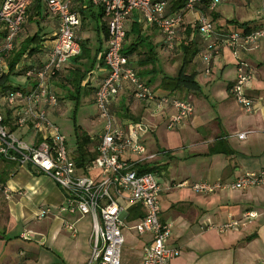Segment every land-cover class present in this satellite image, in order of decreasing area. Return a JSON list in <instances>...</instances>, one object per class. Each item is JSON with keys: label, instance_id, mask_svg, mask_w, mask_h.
<instances>
[{"label": "built area", "instance_id": "2783aa9c", "mask_svg": "<svg viewBox=\"0 0 264 264\" xmlns=\"http://www.w3.org/2000/svg\"><path fill=\"white\" fill-rule=\"evenodd\" d=\"M82 7L102 9L109 29V41L104 61L107 78L95 92V107L103 129L99 135L98 156L90 171L84 175L74 162L67 136L52 120V111L58 107L59 99L52 87V80L62 72L70 59L81 54L78 30L82 24L81 14L75 0H43L49 16L58 19V30L42 43L48 49L47 60L39 67L27 70L23 75L33 81L31 90L9 91L0 97V106L12 110L13 132L0 111V158L20 167H30L36 173L50 177L66 193V203L60 208L69 214L90 217L92 230L90 243L92 262L98 264H121V253L125 242L123 227L127 211L137 205L145 215L134 225L139 235L151 234V242L144 249L142 264H170L180 251L169 248L167 241L172 232L171 224L160 220L162 185L152 173L139 174L136 166L155 160L149 154L144 136L150 128L144 122L123 125L113 113V103L126 84L130 85L132 97L140 102L153 103V114L160 115L171 110L166 123L168 130L180 128L186 119L195 114V107L188 98L157 96L130 66L123 53L126 39V23L134 16L146 26L157 28L163 35L168 51L176 47L177 37L185 15L195 11L197 0H189L185 9L178 13L169 12L167 0H80ZM228 0H210V10ZM35 0H0V79L10 73L7 58L13 53L20 34L27 23L28 12ZM264 17V0H262ZM194 25L208 46L201 49L198 58L204 66V74L212 73L213 59L221 49H229L238 60L236 77L230 94L247 113L256 111L255 101L248 97L245 88L254 78L252 69L241 57L240 52L259 50L264 42V28L250 34L218 30L216 24L200 13ZM29 53V52H28ZM28 53L24 59H27ZM25 61L18 65L24 69ZM17 65V67H18ZM18 71L16 68L15 73ZM18 131L24 132L19 134ZM249 132L237 135L246 139ZM199 195H212L223 191H239L264 187V171L245 173L233 183H179ZM0 193L11 200L12 191L0 183ZM50 214L44 209L38 215L42 220ZM258 217L257 211L247 210L240 219L230 218L217 227L220 233L237 229L242 222L248 223ZM65 228L76 233L73 224ZM212 228V226H210ZM31 233L25 231L23 240H30ZM17 264H23L18 262ZM260 264H264V259Z\"/></svg>", "mask_w": 264, "mask_h": 264}, {"label": "crops", "instance_id": "0c3cea01", "mask_svg": "<svg viewBox=\"0 0 264 264\" xmlns=\"http://www.w3.org/2000/svg\"><path fill=\"white\" fill-rule=\"evenodd\" d=\"M76 2L81 4L80 0H75V4ZM191 13H194L196 17L200 15L197 11ZM186 15L185 17L188 16ZM131 20L126 23L128 31L132 24ZM44 22L45 32L50 33L48 37L57 32L59 28L57 18L48 16ZM220 24L225 25V20H220ZM52 29H54L53 32L50 31ZM230 29L235 30L233 27ZM84 34L85 36L79 39L80 44L90 39L88 33ZM93 35L97 42V34L93 32ZM142 35L149 41L139 47L140 55L135 54L129 57V64L136 72L152 68L151 65L140 67L147 58L145 47L155 48L159 69H169V67L171 69L172 66L179 65L180 60L173 62L175 57H169V52L164 46L163 35L157 28L142 23ZM132 40L131 36L128 43ZM90 43L95 46L94 41L91 40ZM208 44L205 42L202 49ZM239 57L250 65L254 75L251 83L245 88V93L255 101L256 111L247 113L230 94V87L236 77L238 60L229 49H221L219 55L213 59L214 74L212 72L211 75H213H210L209 91L206 94L201 92L183 96L192 101L195 114L186 119L180 128L175 129V132L180 133L181 143L177 148L180 158L171 153L169 158H166L167 151L161 150L162 148L157 144L152 149L149 148L150 151L147 150L149 154L157 155L154 161L147 164L160 165L162 170L168 169L170 163L167 161L172 162V159H180L181 162L185 158H198L203 161L192 166L193 172L187 171L186 168L181 169L179 181L173 180L165 188L162 186L160 220L164 224L172 225L167 246L180 251L170 264H260L264 259V187L199 195L193 193L188 187L177 186L183 182L233 183L245 173L264 171V42L261 43L259 50L249 53L240 52ZM46 60L47 55L40 53L25 61V66L39 67ZM71 65L68 62L61 73L67 74ZM22 68L18 65V71H16L18 73H15L17 76H11L10 80L13 86L29 91L33 81L27 80L24 75H18L19 72L24 71ZM193 71L200 77L206 76L198 56L194 60ZM107 76L106 66L97 64L83 82L82 86L90 81L91 87L95 89L91 99L87 97L93 104L95 92ZM18 77H23L24 82H15ZM156 79L152 85L154 92L157 96H167V93L159 90L160 77ZM55 81V79L52 80V87ZM176 96L182 98L181 94ZM116 106L128 107L130 113L140 117V121L144 123L145 116H149L150 120H153L151 117L157 116L152 112L153 103L140 102L132 97L129 84L124 86L114 101L113 108ZM57 108L52 111V115ZM170 113L171 110H166L160 114L163 121L157 120L151 123H156L157 125L153 126L156 125L157 128L153 132L152 126L149 127L150 132L143 138L145 144L156 136L159 129L166 130L165 126ZM115 115L123 125L134 122ZM98 118L97 112V116L92 121ZM21 132L18 131L19 134ZM245 132H249L246 139L239 140L237 135ZM161 156L164 157L159 159ZM157 160L159 162H156ZM0 183L12 191L11 200L0 193V264H17L18 262L23 264H98L92 262L90 217L61 211L60 208L66 203V193L50 177L36 173L30 167H20L0 158ZM179 189L183 191L178 192ZM137 206L131 207L124 215V245L128 242L132 250L130 256L124 258L123 263L122 248L121 264H142L144 249L152 239L151 234L139 235L133 229L140 218L132 219L130 211ZM44 209H48L50 214L39 220L37 217ZM247 210L257 211L258 217L248 223L242 222L235 230L224 233L217 230L218 226L227 223L231 217L240 219ZM68 223L74 225L76 233L65 228ZM25 231L31 233L30 240L22 239Z\"/></svg>", "mask_w": 264, "mask_h": 264}, {"label": "trees", "instance_id": "16d2710c", "mask_svg": "<svg viewBox=\"0 0 264 264\" xmlns=\"http://www.w3.org/2000/svg\"><path fill=\"white\" fill-rule=\"evenodd\" d=\"M169 2V12L178 13L185 9L189 0H167ZM81 14L83 26L89 27V25H95V30L92 29L97 34L96 46H92L90 39H86L81 42V54L70 59L71 68L68 73L60 78L62 73H59L55 80L59 78L62 80L60 85H53V90L57 95L59 100H70L77 103L74 111V128L76 135V148L72 154L76 167L84 174L90 175L91 165L93 161L98 156L97 147L99 144L95 143V136H90L85 130L77 125L76 115L80 105V100L82 97H92L95 89L91 87L90 81L82 86L85 79L91 73L93 69L98 65L105 66V53L107 51V44L109 41V29L107 22L104 20V14L102 9L93 6L77 8ZM195 11L209 17L214 23L219 20L220 15L217 14L215 10H210V0H197L195 4ZM48 13L46 12L43 0H35V3L31 7L27 16V23L36 25V30L32 36H28L22 43L16 45L13 53L7 58L10 67V73L0 79V97L6 95L9 91L14 90H24L22 87H15L12 85L10 77L17 76L15 70L17 65L23 60H29L40 53L48 54V49H42V43L48 38V34L45 32V27L42 23L48 18ZM132 24L130 30L126 28V39L124 42L123 53L125 56L131 57L135 54L140 55L139 47L148 42L149 39L143 37L142 35V23L139 21L138 16L133 17L131 20ZM183 23L180 27V32H184L185 39L180 44L181 52V65L178 73L175 76L169 75L163 70H159L157 67V53L155 48H146V60L145 63H141L140 67L152 66L151 70L144 69L140 72H136L138 76L149 86L156 82V78L160 77L159 90L167 93V96H172L176 94H181L182 98L184 94H196L199 92L200 88L196 82L197 73L193 71L194 60L198 55L199 51L204 46V41L199 35L198 28L193 25L185 26ZM226 26V27H225ZM225 26L216 25L218 30H231L236 32H241L242 34H250L259 29L264 28V18L262 20H252L248 22H239L237 20H229L225 22ZM233 27L235 30L230 29ZM25 28V26H24ZM133 37V40L129 42V38ZM51 37V36H50ZM106 46V47H105ZM165 46V45H164ZM29 52V53H28ZM28 53L27 59H24L25 54ZM101 56V57H100ZM100 57V59H99ZM33 68L31 65H26L23 72H19L18 75H23L27 70ZM146 78V80H145ZM61 86V88H60ZM56 87H59L63 95H59L56 92ZM25 91V90H24ZM132 92V91H131ZM65 94V97H63ZM95 105V102H94ZM120 116L123 119L138 122L140 117H135L130 113L128 107H121ZM1 113L6 118V124H8L13 132H17L14 125L11 124L12 121V110L7 107L0 106ZM99 117V115H98ZM136 170L139 174L154 173L156 171H161L162 166L151 165V164H140L136 166ZM132 219L143 218L145 211L142 206H137L130 211Z\"/></svg>", "mask_w": 264, "mask_h": 264}, {"label": "rangeland", "instance_id": "374dc122", "mask_svg": "<svg viewBox=\"0 0 264 264\" xmlns=\"http://www.w3.org/2000/svg\"><path fill=\"white\" fill-rule=\"evenodd\" d=\"M75 6L80 8V6H81L80 2H76ZM216 12H217V14L220 15L219 20L215 23L216 25H221L220 20H222V19H224L225 22L234 19V20H237V21L242 23V22H248V21H252V20H262L264 18L263 14H262V0H231L228 3L218 5ZM187 15H186L187 17L184 18L185 26L193 25L197 19L196 15L194 13H191V12L188 13ZM43 24H45V22L42 23V26H43ZM221 26H225V25H221ZM86 27L87 26L84 27L82 25V27L80 28V31H78V38L82 39V37L85 36L84 33H88L87 35H89L90 41L91 40L94 41V44L96 46L97 44L95 42V38L93 35L94 31L92 30V28L95 29V25H91V26L89 25L88 28H86ZM36 28H37L36 25L26 23L24 31H22V33L20 34L21 36L18 39V44L22 43L28 36H32V34L35 32ZM50 31L53 32L54 29H52ZM185 37L186 36H185L184 32L180 33V35L178 36L177 41H176L175 49L173 51H168L169 57H171V58L175 57V60H173V62H175V61L178 62L180 60L179 65H176L175 67L172 66L171 69H170V67H169V69L164 68L166 71H164L163 68L159 69V67H158L159 70H163V72H165L169 75H172V76H175L178 73V70H179L180 65H181L180 44H181V42L184 41ZM212 72L214 74V69H212ZM65 74L66 73H62L60 78L63 77ZM211 76H209V77L201 76L200 77V75L198 76V74H197L196 82L200 88L198 94L201 92H204L206 94L209 91L208 84H209ZM60 78L55 81L57 85H60V83L62 81ZM15 82L22 83V82H24V78L18 77L15 80ZM217 82H219V80H217ZM60 88H61V86H60ZM60 88L56 87L55 90L59 95L60 94L63 95V93H61L62 90ZM63 97H65V94ZM76 105H77V103L74 101L59 100V106L54 111V113L52 115V120L55 121L61 127L62 131L67 136V140H68V144L70 147L71 154L74 153L75 148H76V135H75V128H74V120H73ZM113 109H114L113 110L114 113L117 115L121 111L120 106H116ZM95 116H97V109H96L95 105L87 97H85V98L82 97L80 100V105H79L78 112L76 115V122H77V125L79 127H81L83 130H85L90 136H95V143L97 144L99 141V135L101 133L100 131H101V129H103V125H102L101 120L99 118L94 120V121H96V123L94 121H92ZM151 118L153 120H150L149 116L144 117V119L146 121L145 123L150 128L152 126V131L154 132L157 128V126H156L157 124L154 123V124H156L154 127L153 126L154 124H151V123L153 121L157 122V120L163 121L164 119L161 115H157V116H154ZM165 129L166 130L159 129L157 131L156 136L153 137L151 140L148 141V143L145 144L146 149L150 151V149H152L155 146V144H157L162 148L161 150L164 149L165 151H167L168 155L166 156V158H169V156H170L169 153H171L172 155L174 154V156L176 155L179 157L180 153H177V148H178L179 144L181 143L180 133L175 132V130L174 131L168 130L166 128V126H165ZM182 152L185 154L184 150H182ZM163 157L164 156H161V158H159V159H162ZM158 160L156 162H159ZM171 161L172 162L167 161L168 163H170V165L168 166V169L156 171L153 173V176L155 177L156 181L159 182L164 188L167 184L170 185L171 181H173V180L179 181L180 180V178H181L180 177V172H181L180 170L181 169L184 170L186 168L187 171L193 172L192 166L197 165L200 162H203L202 160H199L198 158H190V159L185 158L184 160H181V162H180V159H176V160L172 159ZM175 161H179V162H175ZM94 173L95 172L93 171L90 175H93ZM177 191L182 192L183 189H179ZM131 250H132V246H129V244L127 242L123 247V254H122L123 263H124V258L130 256Z\"/></svg>", "mask_w": 264, "mask_h": 264}]
</instances>
